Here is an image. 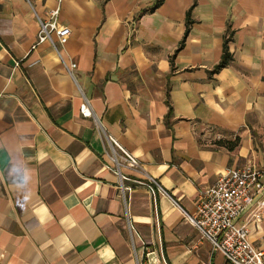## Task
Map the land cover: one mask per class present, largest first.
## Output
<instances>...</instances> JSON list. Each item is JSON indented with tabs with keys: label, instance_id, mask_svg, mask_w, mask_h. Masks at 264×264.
Listing matches in <instances>:
<instances>
[{
	"label": "crops",
	"instance_id": "obj_1",
	"mask_svg": "<svg viewBox=\"0 0 264 264\" xmlns=\"http://www.w3.org/2000/svg\"><path fill=\"white\" fill-rule=\"evenodd\" d=\"M54 1L0 0V264H223L184 212L220 173L264 169V0H63L59 55L35 16ZM109 137L139 161L122 179ZM252 210L237 223L264 249Z\"/></svg>",
	"mask_w": 264,
	"mask_h": 264
},
{
	"label": "built area",
	"instance_id": "obj_2",
	"mask_svg": "<svg viewBox=\"0 0 264 264\" xmlns=\"http://www.w3.org/2000/svg\"><path fill=\"white\" fill-rule=\"evenodd\" d=\"M27 1L34 9L31 0ZM62 1L55 0L54 7L47 10L45 17L35 14L39 24L38 41H49L58 55V45L65 44L71 33L70 28L59 22ZM75 66V62H70L69 65L65 64V69L70 74ZM80 104L79 111L83 117L93 116L87 98L83 97ZM108 140L109 158L114 163L116 174L122 179L124 177L119 172V165L124 163L129 168H138L139 161L112 137ZM147 179L146 184L136 182L147 186L152 194L154 189L150 184L153 183L160 189L152 177ZM120 189L123 192L131 190L129 186H123L121 181ZM249 207L254 209L251 215L259 219L264 208V169L253 161L220 173L211 186L199 192L195 212L190 215L184 212V216L199 232L200 237L209 241L212 250L221 253L223 264H264V249H257L251 244L247 223H237L240 215Z\"/></svg>",
	"mask_w": 264,
	"mask_h": 264
},
{
	"label": "trees",
	"instance_id": "obj_3",
	"mask_svg": "<svg viewBox=\"0 0 264 264\" xmlns=\"http://www.w3.org/2000/svg\"><path fill=\"white\" fill-rule=\"evenodd\" d=\"M164 0H154L152 6L148 7V8H143L141 9V12H151L154 9H156L157 6H159ZM191 10V7L187 10L186 14H188L189 16V12ZM140 12V13H141ZM189 25V20H186V30L184 33V36L182 37V39L179 41V46L177 47V49L181 48L183 46V42L184 39L189 31L188 28ZM231 33L229 32V35ZM229 40V37L225 38V43H224V48H223V54H222V59L214 66L213 71H216L217 69H219L220 67L225 66L226 64H228L229 60L231 59V56L228 54V50H227V41ZM177 49L175 51H177ZM173 57V55H172ZM171 57V58H172ZM240 139L239 136H234L230 139H226V138H218L217 140H214L212 142V144H214L216 147H224L225 149L232 151V149L236 148L240 143H239Z\"/></svg>",
	"mask_w": 264,
	"mask_h": 264
},
{
	"label": "clouds",
	"instance_id": "obj_4",
	"mask_svg": "<svg viewBox=\"0 0 264 264\" xmlns=\"http://www.w3.org/2000/svg\"><path fill=\"white\" fill-rule=\"evenodd\" d=\"M31 180H32V176H31V172H29L26 176L20 175L19 178L15 179L13 181V183L16 187L26 189L28 187V185L31 183Z\"/></svg>",
	"mask_w": 264,
	"mask_h": 264
},
{
	"label": "water",
	"instance_id": "obj_5",
	"mask_svg": "<svg viewBox=\"0 0 264 264\" xmlns=\"http://www.w3.org/2000/svg\"><path fill=\"white\" fill-rule=\"evenodd\" d=\"M148 257H149L150 264H157V262L155 261L154 252L148 253Z\"/></svg>",
	"mask_w": 264,
	"mask_h": 264
}]
</instances>
